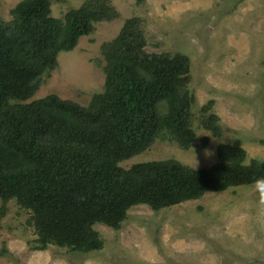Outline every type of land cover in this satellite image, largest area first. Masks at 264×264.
<instances>
[{"label":"trees","instance_id":"obj_1","mask_svg":"<svg viewBox=\"0 0 264 264\" xmlns=\"http://www.w3.org/2000/svg\"><path fill=\"white\" fill-rule=\"evenodd\" d=\"M20 0L0 20V225L11 199L27 211L34 246L86 254L103 241L96 223L118 230L136 205L151 210L200 198L206 192L264 183V159L248 161L238 140L217 145V162L193 168L174 158L125 161L157 139L188 149L195 140L189 89L190 59L181 52H147L142 19L123 20L100 45L104 85L86 105L55 93L28 101L41 76L57 65L95 23L119 17L111 0H83L62 16L51 4ZM208 100L200 126L223 134ZM203 137L200 145L205 147Z\"/></svg>","mask_w":264,"mask_h":264},{"label":"rangeland","instance_id":"obj_2","mask_svg":"<svg viewBox=\"0 0 264 264\" xmlns=\"http://www.w3.org/2000/svg\"><path fill=\"white\" fill-rule=\"evenodd\" d=\"M20 0H0V20ZM83 0L51 4L62 18ZM119 17L95 23L75 47L57 55V65L41 76L28 100L55 93L86 105L104 85L100 45L112 39L123 20L140 16L147 52H181L190 59L189 89L196 137L188 149L156 140L120 166L174 158L193 168L217 162L220 143L241 142L247 161L264 159V0H111ZM213 100L223 134L213 136L199 124V109ZM207 145H200L201 139ZM205 149L211 151L205 155ZM194 151V152H193ZM195 153V158H194ZM197 161V163H196ZM115 230L96 223L103 246L81 254L48 246L37 250L26 224L27 211L11 199L0 225V264H264V183L206 192L200 198L151 210L136 205Z\"/></svg>","mask_w":264,"mask_h":264},{"label":"clouds","instance_id":"obj_3","mask_svg":"<svg viewBox=\"0 0 264 264\" xmlns=\"http://www.w3.org/2000/svg\"><path fill=\"white\" fill-rule=\"evenodd\" d=\"M205 155L206 156H210L211 155V151L209 149H205ZM194 158H195V153H194ZM195 160H196V158H195ZM196 163H197V161H196Z\"/></svg>","mask_w":264,"mask_h":264}]
</instances>
